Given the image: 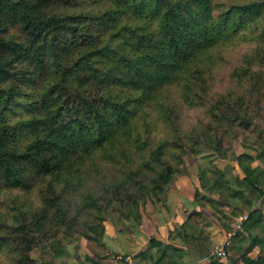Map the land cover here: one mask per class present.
<instances>
[{"label": "trees", "instance_id": "1", "mask_svg": "<svg viewBox=\"0 0 264 264\" xmlns=\"http://www.w3.org/2000/svg\"><path fill=\"white\" fill-rule=\"evenodd\" d=\"M263 114L264 0H0V264L53 239L67 257L62 232L104 244L113 205L162 201L204 140L245 174L214 184L252 208L264 175L231 136ZM237 264H264V235Z\"/></svg>", "mask_w": 264, "mask_h": 264}, {"label": "crops", "instance_id": "2", "mask_svg": "<svg viewBox=\"0 0 264 264\" xmlns=\"http://www.w3.org/2000/svg\"><path fill=\"white\" fill-rule=\"evenodd\" d=\"M248 144L246 149L256 155L253 165L264 175V156H259L263 147L262 143ZM244 151L245 148L237 149V154ZM228 161V166L233 168L236 177H244L245 174L238 161L232 159ZM225 178H228L235 185L236 180L232 176L225 175ZM214 183V179H212L211 184L199 186V183H196L192 177H181L174 183L175 187L172 185L173 188L177 186L176 189H173V193L170 194L172 189L169 188L168 197L166 195V199L157 202V207L151 209L152 212L148 210L149 208L147 211L141 210V222L130 223L124 220L128 226L119 228L114 223H107L103 236L104 244L100 242V245H105L103 247L106 250L117 251L119 257L127 255V260L131 264H153L159 254L160 247H165L167 252L164 264L239 263L237 253L235 254L236 241L239 243L238 238L241 237L243 246H245V239L248 237L250 242L244 248L246 250L252 244V237L260 238L264 235V219L262 222L251 226L248 231H244L243 237L241 235L233 239L227 257L214 259L216 257L210 255L211 248L215 242H222L225 239L227 231L233 226L238 214L257 209L252 221L259 213L264 215V196L255 201L252 208H248L242 198L233 197L230 192ZM194 211H199L201 214L192 215ZM151 238H155L161 244L153 245L149 252H144L150 246ZM240 244L238 252L241 256L245 250H240ZM82 250L85 256L82 257L80 252L79 256L83 264L85 262L89 264L86 256L91 255V253H88L85 247ZM114 259L117 264L116 258ZM79 263L81 261H78V258L75 262L69 261V264ZM100 264H103L102 260H100Z\"/></svg>", "mask_w": 264, "mask_h": 264}, {"label": "rangeland", "instance_id": "3", "mask_svg": "<svg viewBox=\"0 0 264 264\" xmlns=\"http://www.w3.org/2000/svg\"><path fill=\"white\" fill-rule=\"evenodd\" d=\"M221 85L222 83H220L217 86V89L220 88ZM262 137H264V114L263 116L257 118L254 121V124L251 128V133L248 136V138L231 136L233 155H238L237 149L245 148V151H246L247 150L246 148L248 147L247 145H249L248 143H251V144L253 142H258V144L260 142L262 143ZM231 159L237 161L235 156L225 157L223 155H220L215 150L214 144L212 142H210L209 140L208 141L204 140V142L202 143V150L199 153L194 154V153L189 152L188 154H186L185 163L183 165L184 171H183V174L178 179H180L183 176H190L193 178V180L196 181V183H199V186L200 185L204 186L205 184H208V183L211 184L212 179H215V177L218 176L221 173V171H223L225 172V175H230L236 180V175L233 171V168L231 166H228V163H229L228 160H231ZM174 183L172 185H174L175 187ZM172 185L170 186V189H172L170 194L173 193V189L177 188V186L176 188H173ZM167 197H168V194H167ZM156 204L157 202H153L150 198H148L146 202L139 208L134 207L130 209L128 207H122L121 204L119 203H115L112 207V211L108 214V216H106L107 219L104 220V227L106 228L107 223L109 222L111 224L114 223L118 228L123 227V226L127 227L128 225L126 224L124 220L130 223H139L142 220L141 210L147 211V209L149 208L148 210L151 211V209H153L154 207H157ZM238 216L239 214L235 217V220ZM243 236L244 234H242V237ZM238 239H239V243L236 241V244H235V249H236L235 254L237 253V257L240 258V253L238 252L240 242H242V244H240L241 245L240 250L244 251L245 250L244 248L250 242V240H248V237H246L245 246H243V241L241 240L242 238L239 237ZM61 240L62 242L68 245L67 248H69L70 255H68L67 257L66 256L60 257L58 260H55L54 247L55 245H57L56 239H53L46 247H39L35 249L32 252L33 257L40 264H55V263L69 264V261L75 262L77 258H78V261H81V263L79 264H83V261L78 254L80 252L82 257H84L85 254L82 249L85 247L88 253L90 252L92 255L96 254L97 258L101 257L102 255L107 254L108 256L106 258H101L103 261V264H116L113 254L110 253V250H106V248L103 247L105 245H100L99 240L88 241L87 238L85 237L83 238L82 236H80L79 233H73V234L66 233L65 234L64 232L61 233ZM80 241H82V243L84 242V245H82ZM89 264H93L91 260H89Z\"/></svg>", "mask_w": 264, "mask_h": 264}, {"label": "built area", "instance_id": "4", "mask_svg": "<svg viewBox=\"0 0 264 264\" xmlns=\"http://www.w3.org/2000/svg\"><path fill=\"white\" fill-rule=\"evenodd\" d=\"M249 217V212L240 214L230 230L227 231L225 239L222 242H216L211 248L210 255L218 258H224L229 255V247L233 243L238 231L243 229L244 221Z\"/></svg>", "mask_w": 264, "mask_h": 264}]
</instances>
